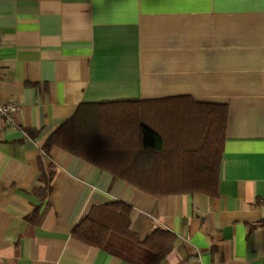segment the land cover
<instances>
[{
    "label": "crops",
    "instance_id": "1",
    "mask_svg": "<svg viewBox=\"0 0 264 264\" xmlns=\"http://www.w3.org/2000/svg\"><path fill=\"white\" fill-rule=\"evenodd\" d=\"M0 36V102L19 105L0 119V264H131L72 235L118 200L140 240L175 235L159 264H264V0H0ZM121 101L162 139L160 174L42 151L80 104ZM218 106L216 193L139 189L189 184Z\"/></svg>",
    "mask_w": 264,
    "mask_h": 264
},
{
    "label": "trees",
    "instance_id": "2",
    "mask_svg": "<svg viewBox=\"0 0 264 264\" xmlns=\"http://www.w3.org/2000/svg\"><path fill=\"white\" fill-rule=\"evenodd\" d=\"M136 105V102L122 101L80 104L75 114L45 138L41 149L48 153L52 147H59L128 181H132L127 176L129 172L118 167L128 160L145 167L153 166L149 170L136 171L137 175L160 174L164 167L162 139L156 131L137 121L133 111ZM215 109L211 116V137L202 145V148L206 147V154L195 156V170L189 172V178H192L189 184L143 185L139 189L153 195L216 193L226 109L224 106ZM39 166L45 196L50 189V175L45 173L42 159ZM131 211L128 204L119 200L91 206L73 228L72 235L131 264H159L172 247L175 235L169 231H153L147 238L140 240L129 230Z\"/></svg>",
    "mask_w": 264,
    "mask_h": 264
},
{
    "label": "built area",
    "instance_id": "3",
    "mask_svg": "<svg viewBox=\"0 0 264 264\" xmlns=\"http://www.w3.org/2000/svg\"><path fill=\"white\" fill-rule=\"evenodd\" d=\"M2 46V38L0 36V48ZM19 109L16 101L0 102V119L8 125H13V116Z\"/></svg>",
    "mask_w": 264,
    "mask_h": 264
}]
</instances>
